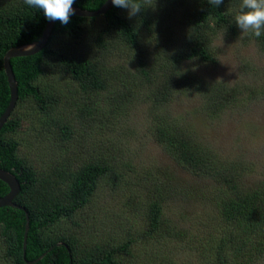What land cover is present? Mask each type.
<instances>
[{"label":"trees","instance_id":"trees-1","mask_svg":"<svg viewBox=\"0 0 264 264\" xmlns=\"http://www.w3.org/2000/svg\"><path fill=\"white\" fill-rule=\"evenodd\" d=\"M103 2L74 0L72 6L93 11ZM229 2L223 0L214 7L207 0H159L155 10L145 9L131 19L125 9L113 5L93 17L72 15L67 25L54 21L40 51L9 60L17 98L0 128V169L17 180L19 190L12 203L23 209L0 207V247L9 264H27L43 253L32 264H122L115 256L131 255L130 239L115 246L97 242L80 246L74 234L53 238L45 230L61 219L74 223L73 216L90 201L101 180L112 177L131 191L124 175L138 173L130 160L121 158L118 171L114 170L110 151L115 145L120 148L119 143L109 141L102 131L120 129L125 137V115L143 105L151 118L147 132L158 147L189 173L218 183L217 215L207 233L209 241L218 238L209 256L216 264H225L230 251L237 264L241 255L264 249V171L255 189L238 184V174L218 161L191 122L173 115L168 107L179 90L187 91V96L195 94L197 111L207 118L217 116L234 100L233 87L200 78L184 65L195 60L213 63L211 33L224 25L230 35L236 33L228 23L231 12L225 6ZM46 21L42 10L27 6L24 0H0V115L9 100L3 55L11 47L37 40ZM141 30H151L153 43L160 45L148 47ZM252 38L264 51V34ZM50 71L68 78L73 87L60 93L35 85ZM21 104L42 116L36 139L49 133L43 145L56 149L41 170L20 155L17 143L7 137L21 123ZM7 191L0 181V197ZM159 205L152 201L145 206V224L147 235L159 236L155 240L164 244L154 249L163 252L170 246L172 227H164ZM24 213L28 227L22 253ZM160 230L165 235H158ZM193 230L186 233L185 242L202 244Z\"/></svg>","mask_w":264,"mask_h":264},{"label":"rangeland","instance_id":"rangeland-1","mask_svg":"<svg viewBox=\"0 0 264 264\" xmlns=\"http://www.w3.org/2000/svg\"><path fill=\"white\" fill-rule=\"evenodd\" d=\"M240 2L230 0L225 6L231 12L228 23L236 33L230 35L224 25L215 34L211 33L208 39L214 62L195 60L184 63L200 78L233 87L234 100L217 116L207 118L197 111V96H187V91L179 90L168 102V107L173 115L183 116L191 122L198 138L213 150L219 157L218 161L230 168L233 174H238V184L252 190L261 182L264 171V51L252 35H243L234 22ZM158 3L156 0L155 6L146 10H155ZM124 13L128 15V10L125 9ZM150 32L141 30L147 46L160 45L153 43ZM58 75V72L50 71L34 83L46 91L53 89L60 93L73 87L68 78ZM18 107L21 123L7 137L17 143L20 155L35 162L34 167L41 170L45 163H50L49 158L56 149L43 145L49 133L36 139L39 137L35 134L37 122L42 118L40 113H34L25 104ZM124 119L125 137L120 135L123 131L120 129L105 128L102 132L108 134L109 141L119 143L120 148L115 145L110 151H113L110 156L114 159V170L118 171L117 159L121 158L130 160L134 173H138L135 177L133 173L124 175L130 181L131 191L112 177L107 181L101 180L90 201L73 216L74 223L61 219L46 228V233L53 238L74 234L80 246L92 242L115 246L130 239L131 255L115 256L122 264H216L209 252L218 237L213 236L209 241L207 233L212 231L211 225L217 215L214 202L219 194L218 183L189 173L158 147L147 132L151 118L144 105L125 115ZM152 201L160 203L166 230L172 227L170 246L164 247L163 252L154 249L158 244L164 245L162 241L155 240L159 236L147 235L145 206ZM202 221L206 226H201ZM190 230L194 234L199 233L202 244L193 240L185 242L186 233ZM158 235L165 233L160 230ZM250 253V256L241 255L236 263L264 264V249ZM232 258V252L226 251L225 264H234ZM0 264H9L1 247Z\"/></svg>","mask_w":264,"mask_h":264},{"label":"clouds","instance_id":"clouds-1","mask_svg":"<svg viewBox=\"0 0 264 264\" xmlns=\"http://www.w3.org/2000/svg\"><path fill=\"white\" fill-rule=\"evenodd\" d=\"M207 2L211 6L218 7L223 0H207ZM24 3L42 10L48 21H59L62 25H67L70 17L75 15L72 7L74 0H24ZM111 3L115 7L127 9L128 18L131 19L143 10L154 7L156 0H111ZM233 19L243 35L261 37L264 34V0H241L239 11Z\"/></svg>","mask_w":264,"mask_h":264},{"label":"water","instance_id":"water-1","mask_svg":"<svg viewBox=\"0 0 264 264\" xmlns=\"http://www.w3.org/2000/svg\"><path fill=\"white\" fill-rule=\"evenodd\" d=\"M111 6H112L111 0H104V2L98 7V9L93 10V11L80 9L75 6H72V7L75 10V16L93 17L96 15L103 14ZM53 23L54 21H51V22L48 20L46 21L41 31V34L37 40L32 41L30 43L22 44L19 46L11 47L4 53L3 58H2L3 72L6 77V82H7L8 92H9V100H8L7 106L5 107L4 111L0 115V128L4 124L6 118L8 117L10 111L12 110L15 104L16 98H17L16 82L14 80V77L11 71L9 60L14 57L30 56L40 51L46 44V41L49 36ZM30 46H33V47L29 48ZM0 181H2L8 187L7 193L4 196L0 197V207H17L18 209L23 210L22 208L15 206L12 203V199L15 197V195L17 194L19 190V184L17 180L14 178V176L10 172L0 169ZM24 217H25V224H24L22 246H21L22 253L25 247L26 231L28 227V218H27L26 213H24ZM43 255L44 253L38 256L37 259L27 262V264L34 263V261L40 259Z\"/></svg>","mask_w":264,"mask_h":264}]
</instances>
